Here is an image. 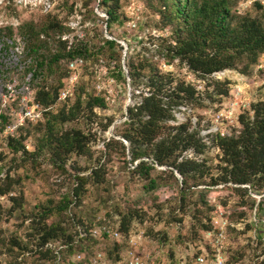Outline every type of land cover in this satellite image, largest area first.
Wrapping results in <instances>:
<instances>
[{
    "label": "rangeland",
    "instance_id": "1",
    "mask_svg": "<svg viewBox=\"0 0 264 264\" xmlns=\"http://www.w3.org/2000/svg\"><path fill=\"white\" fill-rule=\"evenodd\" d=\"M37 4L18 7L12 0H0V104L3 99L11 101L9 85L19 91L27 75L32 74L29 68L35 59L42 60L43 66L37 78L31 76L34 90L45 86L50 91L59 88V93L65 59L49 60L63 52L61 42L69 48L77 40L86 41L94 55L83 58L71 97L62 100L57 93L55 102L42 105L41 119L23 128L20 136H0V189H8L0 192V264H95L98 250L113 264L128 246V238L137 235H142L136 240L139 250H153L159 258L163 255L173 261L196 249L202 228L213 227L217 206L227 219L226 264H264V187L210 184V177L205 176L204 182L186 191L183 200L181 179L174 171L171 176L167 167L154 165L150 177L157 185L150 189L147 180L134 171L129 143L126 140L127 146L119 135L126 106L133 102L127 64L142 55L151 57L161 71L171 72L199 90L202 104L192 109L183 106L176 112L177 121L169 123L191 120L209 147L198 155L191 151L184 154L206 159L211 175L216 177L222 154L212 144L213 135L238 134L239 115L250 113L251 104L264 99V66H259L264 52L246 69L244 62L238 61L236 67L202 79L177 59L167 62L165 51L160 50L166 41L173 40L171 24L162 17L168 12L162 10L161 0H119L124 19L111 25H106L107 15L99 0H38ZM232 10L259 17L264 23L260 0H232ZM106 39L117 44L109 49L104 44ZM118 66L125 80L116 76ZM215 81L221 88L228 87L226 95L215 93ZM237 88L240 93L235 103ZM85 94L103 96L105 105L90 110L82 104L77 117L62 121L61 111L67 113L78 96L86 99ZM10 103L15 107L16 101ZM47 120L53 123L54 132L80 130L84 136L82 153L69 154L63 163L50 156L41 144ZM11 139L15 145L20 141L25 150H13L8 144ZM95 168L102 181L90 177ZM79 177L84 182L77 198L73 190ZM65 196L71 202L59 210ZM51 225L56 226L55 236L44 240V227ZM103 225L119 231L127 227V231L120 240L90 235L91 229ZM79 230L86 235L80 237Z\"/></svg>",
    "mask_w": 264,
    "mask_h": 264
},
{
    "label": "trees",
    "instance_id": "2",
    "mask_svg": "<svg viewBox=\"0 0 264 264\" xmlns=\"http://www.w3.org/2000/svg\"><path fill=\"white\" fill-rule=\"evenodd\" d=\"M161 2L162 10L168 12L162 13V17L171 24L173 40L166 41L160 50L165 51L167 62L177 59L179 64H185L199 78L205 79L215 71L236 67L238 61H243V67L246 69L258 60L260 53L264 52V23L259 17H253L248 13L236 14L232 10V0H161ZM99 4L107 15L106 25L123 22L119 0H99ZM257 7L260 5L257 4ZM61 43L64 44L63 52L52 55L49 60L52 63L65 59V74L58 87L69 74L66 66L69 60L94 55L86 41L77 40L69 48L65 42ZM104 44L112 49L117 43L114 39H106ZM42 66V60H34V64L29 68L34 78H37L38 69L40 70ZM127 66L133 102L126 106L125 119L120 123L119 135L128 141L133 169L147 180L148 188L154 189L157 185L155 179L150 177L151 171L155 169L154 165L167 167L173 177V171H177L181 176L180 193L183 200L186 191L204 182L205 176L210 177V184L231 182L239 185L250 184L253 188L257 185L264 187V99L252 103L250 113L243 112L239 115L238 134L213 135L212 144L216 145L222 154L216 165L220 173L214 177L209 171L211 165H207L206 159H195L184 154L191 151L193 155H198L209 147L199 135V130L191 124V120L187 118L178 124L169 123L177 121L176 112L181 111L183 106L192 109L202 104L199 90L185 79L171 72L161 71L151 57L142 55L135 61L131 59ZM116 76L124 79L121 67L118 68ZM226 83L228 81H225ZM212 84L217 95L227 94V86L221 88L219 81ZM58 89L50 91L45 89V86H40L35 89V99L41 105H49L55 102ZM85 97L83 100L81 95L78 96L67 113L61 111V120L77 117L82 104L90 110L95 106L105 105L104 97L99 94H85ZM111 122L112 120H109L108 125ZM29 124L21 127L11 137H17ZM53 126V123L47 120L48 128L41 138V144L43 148L49 150L50 156L63 163L69 154L82 153L84 136L80 130L54 132ZM12 141L13 139L8 144L13 150H25L20 141H16V145ZM116 142L123 150L125 149L123 143ZM90 177L102 181L98 168L91 170ZM77 179L80 185L74 188L73 195L79 198L84 180L81 177ZM5 190L0 189V192ZM70 202L66 196L63 197L58 206L59 210L66 209ZM261 203L262 201L259 202ZM209 229L210 225L202 228V235ZM55 231V225L45 226L43 239L55 236L53 235ZM124 231H127V227H124ZM124 231L120 232L125 235Z\"/></svg>",
    "mask_w": 264,
    "mask_h": 264
},
{
    "label": "built area",
    "instance_id": "3",
    "mask_svg": "<svg viewBox=\"0 0 264 264\" xmlns=\"http://www.w3.org/2000/svg\"><path fill=\"white\" fill-rule=\"evenodd\" d=\"M12 2L18 7L38 5V0H12ZM260 3L264 5V0H260ZM260 62L259 66L263 67L264 55ZM83 65L84 59L82 57H75L67 62L66 66L69 74L63 79V85L58 93L59 99L65 100L73 95L80 69ZM31 76V73L27 75L17 92L12 88V85H9V97L11 101L3 99L0 104V136L11 137L27 123H33L41 119L43 107L35 99V90L32 87ZM239 93L240 90L237 88L234 94L235 103H237ZM14 101H16L15 107L10 103ZM2 175L0 174V176ZM0 198H2V195H0ZM216 212L218 214L212 220L213 227L203 233L197 242L196 249L193 251L187 250L173 261L165 258L163 255L159 258L156 255V251L145 248L139 250L136 247V240L137 238L140 239L142 235H137L136 237L130 236L127 240L128 246L113 264H225L227 260V245L224 242V238L227 219L225 211L219 206H217ZM100 234L115 240H120L123 237V234L119 230L112 229L107 225H103L101 229L94 228L90 230V235L93 237L97 238ZM79 235L83 237L86 233L79 230ZM93 263L110 264L105 258V253L101 250L95 252Z\"/></svg>",
    "mask_w": 264,
    "mask_h": 264
},
{
    "label": "water",
    "instance_id": "4",
    "mask_svg": "<svg viewBox=\"0 0 264 264\" xmlns=\"http://www.w3.org/2000/svg\"><path fill=\"white\" fill-rule=\"evenodd\" d=\"M111 128H112V127H111ZM123 141H124V143H126L127 146H128V143L126 142V140H123ZM174 172H175V175H176L179 179H181V176L177 173V171L174 170Z\"/></svg>",
    "mask_w": 264,
    "mask_h": 264
},
{
    "label": "crops",
    "instance_id": "5",
    "mask_svg": "<svg viewBox=\"0 0 264 264\" xmlns=\"http://www.w3.org/2000/svg\"><path fill=\"white\" fill-rule=\"evenodd\" d=\"M228 256V255H227Z\"/></svg>",
    "mask_w": 264,
    "mask_h": 264
}]
</instances>
